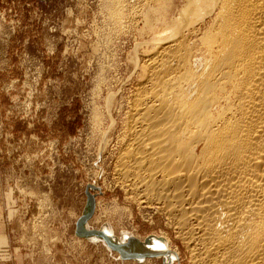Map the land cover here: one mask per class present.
I'll return each instance as SVG.
<instances>
[{"label":"rangeland","instance_id":"374dc122","mask_svg":"<svg viewBox=\"0 0 264 264\" xmlns=\"http://www.w3.org/2000/svg\"><path fill=\"white\" fill-rule=\"evenodd\" d=\"M132 1L119 24L105 0H0V244L10 236L0 264H21L19 249L24 264H163L121 260L74 234L88 184L89 226L162 235L181 264H192L169 218L142 207L113 174L126 98L150 49L141 43L154 33L138 15L143 0Z\"/></svg>","mask_w":264,"mask_h":264},{"label":"bare ground","instance_id":"6f19581e","mask_svg":"<svg viewBox=\"0 0 264 264\" xmlns=\"http://www.w3.org/2000/svg\"><path fill=\"white\" fill-rule=\"evenodd\" d=\"M126 3L105 0L115 23ZM141 5L154 33L126 98L116 183L169 218L190 263L264 264V0Z\"/></svg>","mask_w":264,"mask_h":264},{"label":"water","instance_id":"95a60500","mask_svg":"<svg viewBox=\"0 0 264 264\" xmlns=\"http://www.w3.org/2000/svg\"><path fill=\"white\" fill-rule=\"evenodd\" d=\"M89 188L95 189V186L93 184L86 186L87 200L74 226V234L77 237L85 238L92 243L101 241L109 250L117 252L121 260L142 262L147 258L161 257L163 264H170L172 260L181 264L177 252L169 247L167 239L162 235L149 234L140 239L129 231H121L116 235L107 223L99 228L89 226L88 221L95 210V197L89 192Z\"/></svg>","mask_w":264,"mask_h":264},{"label":"crops","instance_id":"0c3cea01","mask_svg":"<svg viewBox=\"0 0 264 264\" xmlns=\"http://www.w3.org/2000/svg\"><path fill=\"white\" fill-rule=\"evenodd\" d=\"M4 234H2L3 236H4V241L0 244V249L1 248H7L6 246H8V244H9V240H10V236H9V233H8V231L7 232H3ZM1 234V233H0ZM18 253V254H17ZM16 253V255H17V260H19V263H21V264H24V261H25V254L23 255V253L20 251V249H19V251ZM28 260H30V259H28Z\"/></svg>","mask_w":264,"mask_h":264},{"label":"built area","instance_id":"2783aa9c","mask_svg":"<svg viewBox=\"0 0 264 264\" xmlns=\"http://www.w3.org/2000/svg\"><path fill=\"white\" fill-rule=\"evenodd\" d=\"M1 251H4V252H6L7 250L5 249V248H3ZM1 255V254H0Z\"/></svg>","mask_w":264,"mask_h":264}]
</instances>
